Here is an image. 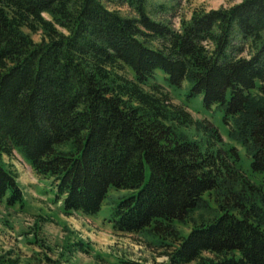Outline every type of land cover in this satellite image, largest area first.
Listing matches in <instances>:
<instances>
[{"label": "trees", "instance_id": "obj_1", "mask_svg": "<svg viewBox=\"0 0 264 264\" xmlns=\"http://www.w3.org/2000/svg\"><path fill=\"white\" fill-rule=\"evenodd\" d=\"M182 1L0 0V203L26 210L4 159L18 152L67 215H97L112 185L130 189L104 218L167 264H264V0L190 17ZM183 86L224 110L229 148L212 120L186 130L189 106L172 100ZM41 222L27 242L51 251ZM91 249L79 238L33 258L65 264ZM11 254L0 264H20Z\"/></svg>", "mask_w": 264, "mask_h": 264}, {"label": "rangeland", "instance_id": "obj_2", "mask_svg": "<svg viewBox=\"0 0 264 264\" xmlns=\"http://www.w3.org/2000/svg\"><path fill=\"white\" fill-rule=\"evenodd\" d=\"M242 0H183L179 5V13L190 17L195 8L213 9L223 6H230ZM179 25V16L175 17ZM36 39L40 34H34ZM159 73H162L159 71ZM188 86L173 89V102H185L192 115L193 123L186 130L196 136L197 121L200 119L212 120L223 135L224 147L229 148L232 142L229 138L230 125L224 118V110L216 106H207L202 94H189ZM204 131V130H203ZM205 134V133H204ZM219 146L223 147L222 141ZM241 158L239 164L246 170H252V156L246 149L239 145ZM6 162L14 165L19 172V180L26 191L27 207L25 211L7 210L3 203H0V252H11L13 258H18L20 264H39L35 251L44 255L57 257L58 251L70 242L82 238L93 247L91 252L79 251L72 257L71 261L65 264H119L118 256L146 261L149 264H167L166 258L154 249L141 236L132 234H119L115 232L104 217L110 214L112 205L120 197L128 194L130 189H118L111 186L101 209L97 215L74 213L67 215L61 209L60 202L54 201L56 188L51 179L40 178L32 169L31 165L18 153L14 157L4 156ZM251 174L253 172L251 171ZM10 213V214H9ZM43 215V216H42ZM42 218V233L46 244L52 246L51 251L38 243L27 242L32 239V226L37 218ZM48 218L50 220H43ZM11 225V226H10ZM29 231L22 234L23 231ZM141 239V241H140ZM56 253V254H54ZM43 264V263H42Z\"/></svg>", "mask_w": 264, "mask_h": 264}]
</instances>
